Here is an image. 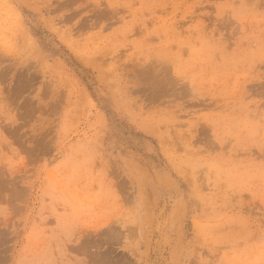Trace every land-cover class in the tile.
Segmentation results:
<instances>
[{
    "label": "rangeland",
    "instance_id": "obj_1",
    "mask_svg": "<svg viewBox=\"0 0 264 264\" xmlns=\"http://www.w3.org/2000/svg\"><path fill=\"white\" fill-rule=\"evenodd\" d=\"M0 264H264V0H0Z\"/></svg>",
    "mask_w": 264,
    "mask_h": 264
}]
</instances>
